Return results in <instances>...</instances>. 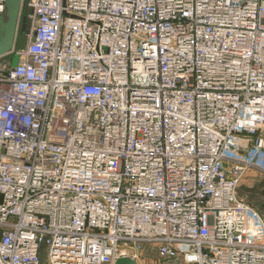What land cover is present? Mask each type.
<instances>
[{
    "label": "built area",
    "instance_id": "1",
    "mask_svg": "<svg viewBox=\"0 0 264 264\" xmlns=\"http://www.w3.org/2000/svg\"><path fill=\"white\" fill-rule=\"evenodd\" d=\"M27 5L0 61V264H264L238 197L264 177V0Z\"/></svg>",
    "mask_w": 264,
    "mask_h": 264
},
{
    "label": "water",
    "instance_id": "2",
    "mask_svg": "<svg viewBox=\"0 0 264 264\" xmlns=\"http://www.w3.org/2000/svg\"><path fill=\"white\" fill-rule=\"evenodd\" d=\"M29 0H4L3 9L0 12V60L11 57V65L18 62L16 50H23L30 35L32 13L31 7L27 5ZM23 12L25 16L22 17ZM264 148V144H263ZM114 264H137L128 258H121Z\"/></svg>",
    "mask_w": 264,
    "mask_h": 264
},
{
    "label": "rangeland",
    "instance_id": "3",
    "mask_svg": "<svg viewBox=\"0 0 264 264\" xmlns=\"http://www.w3.org/2000/svg\"><path fill=\"white\" fill-rule=\"evenodd\" d=\"M24 16L23 12L22 17ZM238 197L246 205L259 212L261 216H264V177L256 172H248L240 183ZM158 260L154 252H147L144 258L139 259V264H158L160 262ZM41 264H47V262L43 260Z\"/></svg>",
    "mask_w": 264,
    "mask_h": 264
},
{
    "label": "crops",
    "instance_id": "4",
    "mask_svg": "<svg viewBox=\"0 0 264 264\" xmlns=\"http://www.w3.org/2000/svg\"><path fill=\"white\" fill-rule=\"evenodd\" d=\"M144 258V257H143ZM158 258V257H157ZM159 260L158 261H160L158 264H186V263H184V262H182V261H177V262H173V263H166V262H164L162 259H160V258H158Z\"/></svg>",
    "mask_w": 264,
    "mask_h": 264
}]
</instances>
